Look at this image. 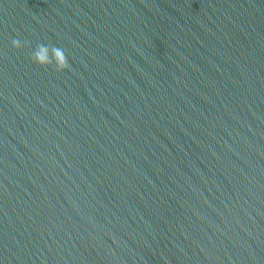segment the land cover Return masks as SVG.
<instances>
[{
    "label": "water",
    "instance_id": "1",
    "mask_svg": "<svg viewBox=\"0 0 264 264\" xmlns=\"http://www.w3.org/2000/svg\"><path fill=\"white\" fill-rule=\"evenodd\" d=\"M0 264H264V0H0Z\"/></svg>",
    "mask_w": 264,
    "mask_h": 264
},
{
    "label": "clouds",
    "instance_id": "2",
    "mask_svg": "<svg viewBox=\"0 0 264 264\" xmlns=\"http://www.w3.org/2000/svg\"><path fill=\"white\" fill-rule=\"evenodd\" d=\"M12 43L17 48L22 47L21 41L18 39H14ZM32 59L41 66L54 65L58 71H63L70 67L65 51L56 46L49 47L44 44L37 45L36 50L32 54Z\"/></svg>",
    "mask_w": 264,
    "mask_h": 264
}]
</instances>
